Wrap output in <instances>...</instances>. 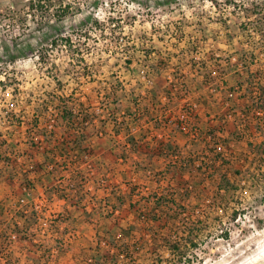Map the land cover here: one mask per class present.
<instances>
[{
    "label": "rangeland",
    "instance_id": "1",
    "mask_svg": "<svg viewBox=\"0 0 264 264\" xmlns=\"http://www.w3.org/2000/svg\"><path fill=\"white\" fill-rule=\"evenodd\" d=\"M49 1L0 0V264H264V0Z\"/></svg>",
    "mask_w": 264,
    "mask_h": 264
},
{
    "label": "trees",
    "instance_id": "2",
    "mask_svg": "<svg viewBox=\"0 0 264 264\" xmlns=\"http://www.w3.org/2000/svg\"><path fill=\"white\" fill-rule=\"evenodd\" d=\"M28 9L29 11H36V9L42 10L43 8L46 9L47 12L52 10V17L57 21V22H62V20L69 14L68 12V6H65L64 8H61L62 3H58V6L54 5V2H50L49 0H28ZM220 189V188H219ZM221 190V189H220ZM233 218H235V215H233ZM186 226L184 227V233L187 235V231H185ZM194 244V243H192ZM169 249L171 253H175L176 251L180 250V243L175 241L174 243H170ZM194 246V245H193ZM187 256V255H185ZM185 258V257H181ZM179 259L180 261L182 259ZM191 259H185V264H190ZM177 264V263H175Z\"/></svg>",
    "mask_w": 264,
    "mask_h": 264
},
{
    "label": "built area",
    "instance_id": "3",
    "mask_svg": "<svg viewBox=\"0 0 264 264\" xmlns=\"http://www.w3.org/2000/svg\"><path fill=\"white\" fill-rule=\"evenodd\" d=\"M47 169L52 171V166L47 165ZM70 186H72V185H70ZM23 190H25V187L23 188ZM42 201L45 202V199L43 200V198H42L41 202L36 201L33 203L34 205L32 207H33L34 211H36L37 213H40L42 208L44 207V203ZM20 202H21V206H20L21 212L26 213L27 212L26 211V203H25L24 199H21ZM7 236H8V240H10V241H15L18 238V235L15 232H11Z\"/></svg>",
    "mask_w": 264,
    "mask_h": 264
}]
</instances>
